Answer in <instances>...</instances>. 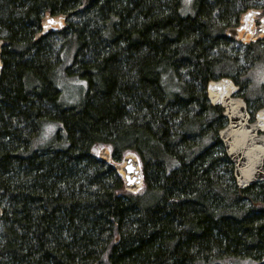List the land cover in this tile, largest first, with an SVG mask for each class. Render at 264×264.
Returning a JSON list of instances; mask_svg holds the SVG:
<instances>
[{"label":"trees","instance_id":"obj_1","mask_svg":"<svg viewBox=\"0 0 264 264\" xmlns=\"http://www.w3.org/2000/svg\"><path fill=\"white\" fill-rule=\"evenodd\" d=\"M249 8L264 0H0V264H264V182L237 188L206 96L227 77L264 106V46L240 59L224 37ZM47 12L70 16L36 42ZM130 152L136 194L113 168Z\"/></svg>","mask_w":264,"mask_h":264},{"label":"water","instance_id":"obj_2","mask_svg":"<svg viewBox=\"0 0 264 264\" xmlns=\"http://www.w3.org/2000/svg\"><path fill=\"white\" fill-rule=\"evenodd\" d=\"M260 14L261 10L255 8L243 11L238 25L227 27L224 37L242 45L264 41V15L259 19V24H255ZM69 16L45 13L34 40L38 42L49 34L62 32ZM3 45L4 42L0 39V52ZM2 70L3 64L0 59V75ZM206 96L212 106L222 108V116L226 119V124L218 131L217 136L233 166L237 188L244 190L255 183L264 182V106L258 108L251 117L246 102L240 96L239 86L227 77L209 80L206 84ZM97 158L102 163H109L111 161L109 148H100ZM113 168L121 177L125 191L136 194L141 190L143 176L135 153L125 154Z\"/></svg>","mask_w":264,"mask_h":264},{"label":"rangeland","instance_id":"obj_3","mask_svg":"<svg viewBox=\"0 0 264 264\" xmlns=\"http://www.w3.org/2000/svg\"><path fill=\"white\" fill-rule=\"evenodd\" d=\"M187 10H188V4H186V13H188ZM234 48H235L234 51L241 59L244 52V48L238 46H235ZM248 77L250 78V80L254 82L253 84L254 88H257V86L260 83H264V65H257L256 67H254V69H252L248 73ZM85 89L86 86L84 81L76 80L64 84L63 95L61 98L62 102L66 106H71L79 103L82 100ZM56 129L57 127L54 124H45L43 126L41 134L35 140V147L36 146L46 147L49 144V142L53 139L54 135L58 133V132L56 133ZM100 148L101 146L95 149V155H97Z\"/></svg>","mask_w":264,"mask_h":264},{"label":"flooded vegetation","instance_id":"obj_4","mask_svg":"<svg viewBox=\"0 0 264 264\" xmlns=\"http://www.w3.org/2000/svg\"><path fill=\"white\" fill-rule=\"evenodd\" d=\"M255 9H260L261 10V14L260 15H258L257 16V18H256V20H255V24L256 25H258L259 24V19L264 15V11L261 9V8H255ZM241 15V14H240ZM240 15H239V17H240ZM239 17H238V19H237V21L235 22V24L233 25V26H237L238 25V23H239ZM232 26V27H233ZM225 31V30H224ZM230 41V40H229ZM230 42H232V41H230ZM236 46H238V47H243V48H245V47H248V46H250V45H259V46H264V41H260V42H256V43H253V44H250V45H242V44H240V43H236V42H233ZM241 94V93H240Z\"/></svg>","mask_w":264,"mask_h":264}]
</instances>
